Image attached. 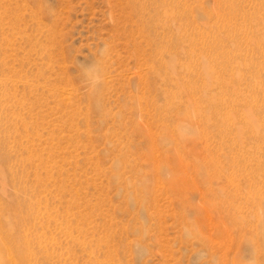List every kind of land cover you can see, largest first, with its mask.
Wrapping results in <instances>:
<instances>
[{"label": "rangeland", "instance_id": "374dc122", "mask_svg": "<svg viewBox=\"0 0 264 264\" xmlns=\"http://www.w3.org/2000/svg\"><path fill=\"white\" fill-rule=\"evenodd\" d=\"M163 1L0 0V264H264V0Z\"/></svg>", "mask_w": 264, "mask_h": 264}, {"label": "bare ground", "instance_id": "6f19581e", "mask_svg": "<svg viewBox=\"0 0 264 264\" xmlns=\"http://www.w3.org/2000/svg\"><path fill=\"white\" fill-rule=\"evenodd\" d=\"M127 2L129 4V6L131 7L130 13H132L133 17L137 18V21L139 22L141 27H143V29L146 28L147 30H150L151 28L157 29V28L161 27L162 25H164V28H168L169 27L168 25L170 23L174 22V24H175V21L178 18L184 16V13H180V11L178 13H175L176 8L179 9L178 5H176L175 7H172V9H171L172 11H169V8H167V3H165V1H163V0H127ZM150 6L153 7L152 10H153L154 15L151 14L152 13L151 11H149ZM38 10H35L34 13H38L37 12ZM176 28H177V30H176L177 32H176L175 38L178 42V41L182 40V36L179 34L180 30L182 28V24H179ZM149 41H150V46L154 45L156 51H159L158 53H161V50H158L160 47H159V45H157L155 43V40H153L150 37ZM148 59H149V61H151L150 66H151V69L153 70V72H155L156 74H162L161 73V70H162V71H165V73H164L165 75L168 73L167 72V69L169 68L168 62L163 61L160 63L161 68L160 67L156 68L154 66V58L152 57V54H150ZM211 71H214V69H212V66L209 65L207 62L204 63L202 66V72L205 74H207V73L211 74ZM165 75H164V78H166ZM203 80H204L203 85L205 86L207 83V81H206L207 78H206V80L205 79H203ZM187 85H189V84H187ZM192 87L193 86L190 85V89L196 88V87H193V88ZM206 102L211 103L213 101H211V99H209ZM2 221H3V219H0V222H2ZM4 221L7 223H11V219L4 220Z\"/></svg>", "mask_w": 264, "mask_h": 264}]
</instances>
